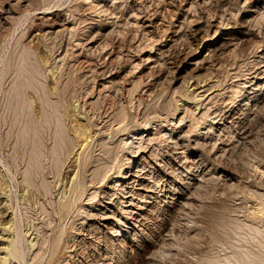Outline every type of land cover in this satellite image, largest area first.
I'll return each mask as SVG.
<instances>
[{"label":"rangeland","instance_id":"374dc122","mask_svg":"<svg viewBox=\"0 0 264 264\" xmlns=\"http://www.w3.org/2000/svg\"><path fill=\"white\" fill-rule=\"evenodd\" d=\"M0 15L1 264H264V0H0Z\"/></svg>","mask_w":264,"mask_h":264},{"label":"bare ground","instance_id":"6f19581e","mask_svg":"<svg viewBox=\"0 0 264 264\" xmlns=\"http://www.w3.org/2000/svg\"><path fill=\"white\" fill-rule=\"evenodd\" d=\"M53 1H54V0H53ZM28 3H29V2H28ZM53 5H54V4H53ZM45 8H46V7H45ZM257 8H258V7H257ZM253 11H254V10H251V12H253ZM5 12H6V11H5ZM39 12H40V11H39ZM8 13H9V10H8ZM8 13H7V14H6V13H3V14L8 15ZM84 13H85V12H84ZM70 14H71V13H70ZM44 15H45V14H44ZM3 16H4V15H2V17H3ZM46 16H47V15H46ZM61 16H62V15H61ZM0 17H1V15H0ZM2 17H1V18H2ZM11 17H12V16H11ZM49 17H50V16H49ZM43 18H44V17H43ZM60 18H61V17H60ZM108 18H109V17H108ZM3 19H5V18H3ZM46 19H49V18L47 17ZM63 19H64V18H63ZM69 19H70V18H69ZM78 19H79V18H78ZM1 20H2V19H1ZM80 21H81V20H80ZM56 22H57V20H54V21H53V23H56ZM59 22H61V21L59 20ZM62 22H63V20H62ZM62 22H61V23H62ZM66 22H67V21H66ZM63 23H64V22H63ZM92 23H93V22H92ZM96 23H97V22H96ZM39 24H40V23H39ZM49 24H50V23H49ZM54 25H55V24H54ZM63 25H64V24H63ZM65 25H66V24H65ZM61 26H62V25H61ZM63 27H64V30H65V28L67 27V25H66V27H65V26H62V28H63ZM91 27H92V26H91ZM242 27H243V26H242ZM36 28H37V27H36ZM39 29H40V28H39ZM41 29H42V28H41ZM60 30H61V29H59L58 31L60 32ZM55 31H56V30H55ZM61 31H62V30H61ZM65 31H66V30H65ZM196 31H197V30H196ZM52 32H53V31H52ZM63 32H64V31H63ZM67 32H68V30H67ZM165 32H166V31H165ZM167 32H168V30H167ZM30 34H31V33H30ZM174 34H175V33H174ZM103 35H104V34H103ZM192 35H193V34H192ZM34 36H35V35H34ZM34 36H33V37H34ZM29 37H30V36H29ZM39 37H40V36H39ZM73 37H74V36H73ZM153 37H154V36H153ZM49 38H50V37H49ZM30 40H31V39H30ZM52 40H53V39H52ZM189 42H190V41H189ZM225 44H226V43H225ZM225 44H224V45H225ZM108 46H109V45H108ZM103 47H104V46H103ZM233 47H234V46H233ZM104 48H105V47H104ZM104 48H103V49H104ZM71 49H72V48H71ZM54 50H55V49H54ZM66 50H67V49H66ZM69 50H70V49H69ZM125 50H126V49H125ZM27 52H28V50H27ZM70 52H71V51H70ZM224 52H225V51H224ZM230 52H231V51H230ZM221 53H222V52H221ZM58 56H59V55H58ZM68 56H70V55H68ZM129 56H130V55H129ZM62 57H63V56H62ZM62 57H59V58H62ZM116 57H117V56H116ZM215 57H216V56H215ZM217 57H218V56H217ZM27 58H28V57H27ZM63 58H65V57H63ZM63 58H62V59H63ZM109 58H110V57H109ZM62 59H61V60H62ZM247 60H248V59H247ZM62 61H63V60H62ZM207 61H210V59L207 60ZM215 61H216V60H215ZM215 61H214V62H215ZM76 62H77V61H76ZM244 63H245V62H244ZM21 64H22V63H21ZM106 64H107V63H106ZM20 67H21V65H20ZM36 67H37V66H36ZM23 68H24V67H23ZM38 68H39V67H38ZM38 68H37V69H38ZM34 69H35V68H34ZM18 78H19V77H18ZM14 79H16V78H14ZM96 79H97V78H96ZM138 79H139V78H138ZM124 80H126V79H124ZM140 80H141V79H139V82H140ZM26 81H27V80H26ZM127 81H128V79H127ZM203 81H204V80H203ZM247 81H248V80H247ZM14 82H15V81H14ZM108 82H110V80H109ZM139 82H136V83L139 84ZM121 83H122V82H121ZM125 83H126V82H125ZM127 83H128V82H127ZM26 84H27V83H26ZM198 84H199V83H198ZM200 84H201V81H200ZM200 84H199V85H200ZM239 84H240V83H239ZM50 85H51V84H50ZM56 85H57V84H56ZM63 85H64V84H63ZM119 85H120V84H119ZM123 85H124V84H123ZM139 85H140V84H139ZM199 85H197V86H199ZM206 85H207V84H206ZM211 85H212V84H211ZM52 86H53V84H52ZM133 86H134V88H136V84H135V82H134ZM203 86H204V85H203ZM248 86H249V85H248ZM258 86H259V85H258ZM12 87H13V86H12ZM124 87H125V86H124ZM130 87H131V86H130ZM137 87H139V86L137 85ZM13 88H14V87H13ZM56 88H57V86H56ZM209 88H210V87H209ZM261 88H262V87H261ZM41 89H42V88H41ZM52 89H53V88H52ZM52 89H51V90H52ZM58 89H59V88H58ZM63 89H64V88H63ZM129 89H132V87L129 88ZM129 89H128V90H129ZM136 89H137V88H136ZM138 89H139V88H138ZM196 89H197V88H196ZM200 89H201V88H200ZM18 90H19V89H18ZM133 90H134V89H133ZM197 90H199V89H197ZM20 91H21V90H20ZM54 91H56V90L54 89ZM129 91L131 92L132 90H129ZM202 91H203V90H202ZM207 91H208V90H207ZM207 91H205V93H206ZM21 92H22V91H21ZM46 92H47V89H46ZM48 92H49V95H48ZM48 92H47V95L50 96V93H52L53 91H52V92H51V91H48ZM116 92H117V91H116ZM132 92H133V91H132ZM17 93H18V92H17ZM55 93H57V92H54V95L56 96ZM71 93H72V92H71ZM128 93H129V92H128ZM9 94H10V93H9ZM59 94H60V93H59ZM72 94H73V93H72ZM130 94H131V93H129V95H130ZM135 94H136V93H135ZM199 94H200V93H199ZM199 94H198V92H197V94H195L194 96H193V93H192V95H191V94H189V95H191V97H195L194 99H196V97H197V98L199 97ZM203 94H204V93L202 92V95H203ZM131 95L133 96V93H132ZM261 95H262V94H261ZM57 96H58V95H57ZM57 96H56V97H57ZM60 96H61V95H60ZM204 96H205V95H204ZM19 97H20V96H19ZM24 97H25V96H24ZM43 97H44V96H43ZM50 97H51V96H50ZM47 98H49V97H46V99H47ZM189 98H190V97H189ZM23 99H24V98H23ZM46 99H45V101H48V100H49V99H47V100H46ZM50 99H51V98H50ZM58 99H59V97H58ZM131 99H132V98H131ZM199 99H200V98H199ZM28 100H29V99H28ZM59 100H60V99H59ZM63 100H64V97H63ZM70 100H71V99H70ZM127 100H128V99H127ZM140 100H141V97H140L139 101H140ZM35 101H36V100H35ZM49 101H50V100H49ZM49 101L46 102V103H49ZM55 102H56V101H55ZM58 102H59V101H58ZM13 103H14V102H13ZM36 104H37V103H36ZM57 104H58V103H57ZM95 104H96V103H95ZM95 104H94V105H95ZM120 104H121V103H120ZM153 104H154V103H153ZM16 105H17V104H16ZM110 105H111V104H110ZM72 106H73V105H72ZM196 106H197V105H196ZM23 107H24V106H23ZM57 107H58V106H57ZM73 107H74V106H73ZM147 107H148V106H147ZM147 107H146V108H147ZM206 107H207V106H206ZM119 108H120V107H119ZM122 108H123V106H122ZM28 109H29V108H28ZM73 109H74V108H73ZM117 109H118V108H117ZM37 110H38V109H37ZM37 110H36V111H37ZM81 110H82V109H81ZM191 110H192V109H191ZM194 110H195V109H194ZM114 112H115V111H114ZM202 112H203V111H202ZM65 113H66V112H65ZM120 113H121V112H120ZM120 113H119V115H120ZM183 113H184V112H183ZM189 113H190V112H189ZM219 113H220V112H219ZM26 114H27V113H26ZM122 114H123V113H122ZM228 114H229V113H228ZM18 115H19V114H18ZM18 115H17V116H18ZM38 115H39V114H38ZM44 115H45V114H44ZM75 115H76V114H75ZM112 115H113V114H112ZM215 115H216V114H215ZM110 116H111V115H110ZM120 116H121V115H120ZM118 117H119V116H118ZM122 117H123V115H122ZM183 117H184V116H183ZM183 117H182V118H183ZM43 118H44V117H43ZM55 118H56V117H55ZM234 118H235V117H234ZM14 119H15V118H14ZM45 119H46V118H45ZM69 119H70V118H69ZM69 119H68V120H69ZM100 119H101V117H100ZM180 120H181V119H180ZM237 120H239V119H237ZM14 121H17V120H14ZM118 121H119V120H118ZM182 121H183V119H182ZM21 122H22V121H21ZM26 122H27V121H26ZM44 122H45V120H44ZM46 122H47V121H46ZM67 122H68V121H67ZM108 122H109V121H108ZM60 123H63V122H60ZM116 123H117V122H116ZM56 124H57V123H56ZM24 125H25V124H24ZM64 125H65V124H64ZM73 125H74V124H73ZM153 125H154V124H153ZM37 126H38V125H37ZM41 126H42V125H41ZM74 126H75V125H74ZM161 126H162V125H161ZM192 126H193V125H192ZM28 127H29V126H28ZM42 127H43V126H42ZM58 127L60 128V126H58ZM61 127H62V126H61ZM156 127H158V126H156ZM23 128H24V127H23ZM59 128H58V129H59ZM88 128H89V127H88ZM25 129H26V128H25ZM43 129H44V128H43ZM61 129H63V127H62ZM61 129H59V131L62 132ZM65 129H66V128H65ZM80 129H81V128H80ZM90 129H91V128H89V129H87V130L89 131ZM93 129H94V128H93ZM108 129H109V128H108ZM31 130H32V129H31ZM85 130H86V129H85ZM85 130H84V131H85ZM87 130H86V131H87ZM34 131H37V130L34 129ZM73 131H74V130H73ZM86 131H85V133L87 134ZM101 131H102V130H101ZM39 132H41V131H39ZM65 132H66V131H65ZM82 132H83V130H82ZM82 132H81V133H82ZM56 133H57V132H56ZM59 133H60V132H59ZM25 134H26V133H25ZM27 134H28V132H27ZM35 134H36V132H35ZM61 134H64V133H61ZM61 134H59V135H61ZM81 135H82V134H81ZM81 135H80V136H81ZM83 135H84V134H83ZM83 135H82V136H83ZM87 135H89V134H87ZM35 136H36V135H35ZM37 136H38V135H37ZM55 136H56V135H55ZM61 136H62V135H61ZM65 136H66V135H65ZM65 136H64V137H65ZM85 136H86V135H84V137H85ZM137 136H138V135H137ZM56 137H57V136H56ZM62 137H63V136H62ZM64 137H63L62 140H65L66 137H65V138H64ZM107 137H108V136H107ZM58 138H59V137H58ZM60 138H61V137H60ZM60 138H59V139H60ZM88 138H90V137L88 136L87 139H88ZM134 138H138V139H139V136H138V137H134ZM163 138H164V137H163ZM166 138H167V137H166ZM32 139L34 140V138H32ZM38 139H39V138H38ZM71 139H72V138H71ZM83 140H84V139H83ZM85 140H86V138H85ZM140 140H142V139L140 138ZM143 140H144V138H143ZM171 140H172V139H171ZM132 141H133V140H132ZM137 141H138V140H137ZM145 141H146V140H145ZM39 142H40V141H39ZM85 142H86V141H85ZM135 142H136V141H135ZM142 142H143V141H142ZM55 143H56V142H55ZM57 143H59V140L57 141ZM60 143H61V142H60ZM62 143H63V142H62ZM62 143L60 144V146L62 145ZM124 143H125V141H124ZM132 143H134V142H132ZM109 144H110V143H109ZM129 144H130V142H129ZM135 144H136V143H135ZM138 144H139V141H138ZM138 144H137V145H138ZM140 144H141V141H140ZM140 144H139V145H140ZM31 145H32V144H31ZM102 145H103V144H102ZM127 145H128V144H127ZM127 145H124V146H127ZM142 145H143V144H142ZM144 145H145V144H144ZM57 146L59 147V144H57ZM57 146H56V147H57ZM103 146H104V145H103ZM206 146H207V145H206ZM212 146H213V145H212ZM110 147H111V146H110ZM142 147L145 148V146H142ZM52 148H53V147H52ZM59 148H60V147H59ZM139 148H140V146H139ZM146 148H147V146H146ZM175 148H176V147H175ZM206 148H207V147H206ZM38 149H39V148H38ZM57 149H58V148H57ZM141 149H142V148H141ZM35 150H36V149H34V151H35ZM54 150H55V147H54ZM34 151H33V153H34ZM36 151H37V150H36ZM36 151H35V152H36ZM77 151H78V150H77ZM152 151H153V150H152ZM210 151H211V150H210ZM31 152H32V151H31ZM51 152H52V151H51ZM153 152H154V151H153ZM33 153H32V157H33ZM85 153H86V152H85ZM115 153H116V152H115ZM35 154H36V156H35ZM35 154H34V156L36 157V159H34L35 157L32 158V160L34 159V161H36V160L38 159L37 156H39V155H37V154H38L37 152H36ZM40 154H41V153H40ZM42 154H43V153H42ZM108 154H109V153H108ZM28 155H29V153H28ZM155 155H156V154H155ZM158 155H159V154H158ZM56 156H57V155H56ZM156 156H157V155H156ZM58 158H60V157H58ZM30 159H31V158H30ZM56 159H57V158H56ZM38 161H39V159H38ZM38 161H37V162H38ZM126 161H127V160H126ZM98 162H99V161H97V163H98ZM110 162H111V161H110ZM29 163H30V162H29ZM35 163H36V162H35ZM54 163H55V162H54ZM104 163H105V162H104ZM93 164H94V163H93ZM28 165H29V164H28ZM34 165H37V166H38V163H36V164H34ZM104 165H105V164H104ZM29 166H30V165H29ZM41 166H42V165H41ZM26 167H27V166H26ZM98 167H99V166H98ZM98 167H97V168H98ZM102 167H103V165H102ZM118 167H119V166H118ZM121 167H122V166H121ZM170 167H171V166H170ZM36 168H38V167H36ZM97 168H96V171H97ZM144 169H145V168H144ZM28 170H29V169H28ZM31 170H32V169H31ZM34 170H35V169H34ZM99 170L102 171V168L99 169ZM96 171H94V172H96ZM106 171H107V169H106ZM174 171H175V170H174ZM177 171H178V170H177ZM26 172H27V171H26ZM133 172H134V171H133ZM100 173H101V172H100ZM100 173H99V174H98V173H95V174H94L93 177L95 178V180H98V181H99V180H103V179L105 178V175H106V174H105V175H102V174H100ZM103 173H104V172H103ZM136 173H137V172H136ZM141 173H142V172H141ZM141 173H140V174H141ZM27 174H28V173H27ZM138 174H139V173H138ZM174 174H175V173H174ZM100 175H102V176H101L100 178H98ZM124 175H125V174H124ZM154 175H155V174H154ZM261 175H262V174H261ZM74 176H75V175H74ZM136 176H137L139 179L134 180L133 182H134V183H135V182H139L138 184L141 186V187H140L141 190H145V191H147V192H150V191H151V188H150V190H149V188L147 189V186H144L143 183H142L143 180H145V179H147V178L144 177V176H141V175H136ZM125 177H126V176H125ZM30 178H31V177H29V179H30ZM150 178H151V177H150ZM141 180H142V181H141ZM154 180H155V179H154ZM205 180H206V179H205ZM31 181H32V179H31ZM92 181H93V180H92ZM92 181H91V182H92ZM32 182H33V181H32ZM120 182H121V180H120ZM160 182H161V181H160ZM43 183H44V182H43ZM144 183H145V182H144ZM260 183H261V182H260ZM45 184H46V183H45ZM129 185H130V184H129ZM143 186L146 187V188H144ZM45 187H46V186H45ZM119 188H120V187H119ZM193 188H194V187H193ZM123 189H124V188H123ZM157 189H158V188H157ZM127 190H128V189H127ZM131 190H132V189H131ZM131 190H130V192H131ZM259 190H260V189H259ZM112 191H113V190H112ZM114 191H115V190H114ZM123 191H124V190H123ZM123 191H122V192H123ZM128 191H129V190H128ZM262 191H263V190H262ZM104 192H105V191H104ZM160 192H161V191H160ZM108 193H109V192H108ZM116 193H117V192H116ZM116 193H115V194H116ZM119 193H120V192H119ZM111 195H112V194H111ZM118 195H119V194H118ZM139 195H140V194H139ZM143 195H144V193H143ZM113 196H114V193H113ZM146 196H147V195H146ZM146 196H145V197H146ZM117 197H119V196H117ZM150 197H151V196H150ZM141 198H142V197H140V199H141ZM106 199H107V198H106ZM116 199H117V198H116ZM152 199H153V198H152ZM121 200H122V199H121ZM127 200H128V199H127ZM127 200H122V201H120V202H122L123 204H125V205H124V206H125V210H124V212H126L125 215H128V216H129V215L133 212V209L126 208V207H128L129 205H131V204H130L131 199H129V201H130V202H128L129 205H128V203H126ZM150 201H151V200H150ZM133 203H134V202H133ZM126 204H127V205H126ZM135 204H136V203H135ZM140 205H141V204H140ZM145 205H146V204H145ZM178 205H179V204H178ZM257 207H258V206H257ZM255 211H256V210H255ZM255 211H252V213L255 214V213H256ZM112 214H113V213H112ZM115 214H116V213H115ZM141 214H142V213H141ZM251 215H252V214H251ZM251 215H250V216H251ZM102 216H103V215H102ZM120 219H121V218H120ZM124 222H125V221H124ZM97 228H98V227H97ZM257 230H259V229L257 228ZM257 230H256V231H257ZM111 232H112V231H111ZM18 239H19V238H18ZM18 239H17V240L14 239L13 241H19ZM24 240H25V239H24ZM37 240H38V239H37ZM20 241H21V240H20ZM11 242H12V241H11ZM12 243H14V242H12ZM15 243H17V242H15ZM19 243H20V242H19ZM22 243H23V242H22ZM35 244H36V243L31 242V243H30V246L33 247V246H35ZM21 245H22V244H21ZM19 246H20V245H19ZM10 247H11V244H10ZM20 247H24V246L22 245V246H20ZM161 249H162V248H161ZM163 249H164V250H163ZM163 249H162V250H163L162 253H164V254H165V252H168V250H169V249L167 250V249H165V248H163ZM159 250H160V249H159ZM21 253H22V252H21ZM21 253H20L19 249L17 248L16 244H14V247H11V248L9 249V251L7 252V255H8V258H9V257H10V258L12 257L13 259H15V258H20L21 256H23ZM80 253H81V252H80ZM103 255H104V254H103ZM162 255H163V254H162ZM37 256H38V255H37ZM89 257H90V256H89ZM10 258H9V259H10ZM21 258H22V257H21ZM21 258H20V260H21ZM246 258H247V256H246ZM248 258H249V257H248ZM250 259H251V258H250ZM252 259H253V260H251V261H250V260H247L248 263H249V264H256L257 261L254 260L255 258H252ZM0 260H1V259H0ZM10 260H11V259H10ZM18 260H19V259H18ZM260 260H261V259H260ZM22 261H23V259H22ZM1 263H2V262H1ZM1 263H0V264H1ZM149 264H150V263H149Z\"/></svg>","mask_w":264,"mask_h":264}]
</instances>
